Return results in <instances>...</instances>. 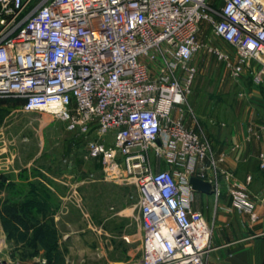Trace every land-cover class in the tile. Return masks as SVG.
Here are the masks:
<instances>
[{"label":"built area","instance_id":"obj_1","mask_svg":"<svg viewBox=\"0 0 264 264\" xmlns=\"http://www.w3.org/2000/svg\"><path fill=\"white\" fill-rule=\"evenodd\" d=\"M0 0V98L25 113L47 112L69 131L96 135L87 160L104 179L120 168L139 192L138 264H211L213 227L194 209L190 183L216 170L212 145L186 122L184 106L204 22L232 52L213 49L235 79L264 82V0ZM152 150L169 164L155 170ZM223 160V158H221ZM264 169V154L260 155ZM129 179H126L127 181ZM251 182V178H247ZM232 207L249 213L246 185ZM0 264H16L0 256Z\"/></svg>","mask_w":264,"mask_h":264},{"label":"rangeland","instance_id":"obj_2","mask_svg":"<svg viewBox=\"0 0 264 264\" xmlns=\"http://www.w3.org/2000/svg\"><path fill=\"white\" fill-rule=\"evenodd\" d=\"M222 6L223 1L216 0V10ZM197 39V73L184 110L187 125L210 142L209 125L235 119L237 82L244 75L231 77L213 53L215 48H231L212 25L204 22ZM94 138L69 131L66 123L47 112H23L19 99L0 98L2 258L16 264L140 262L135 179L121 167L117 179L106 181L102 164L86 159L87 144ZM149 155L155 170L170 169L152 150Z\"/></svg>","mask_w":264,"mask_h":264},{"label":"crops","instance_id":"obj_3","mask_svg":"<svg viewBox=\"0 0 264 264\" xmlns=\"http://www.w3.org/2000/svg\"><path fill=\"white\" fill-rule=\"evenodd\" d=\"M251 75L248 71L237 82L235 119L207 129L217 169L207 167L205 173L207 180L217 178L218 189L211 195L196 193L193 207L213 227L211 264H264V82L254 85ZM235 182L247 186L256 220L232 207Z\"/></svg>","mask_w":264,"mask_h":264},{"label":"water","instance_id":"obj_4","mask_svg":"<svg viewBox=\"0 0 264 264\" xmlns=\"http://www.w3.org/2000/svg\"><path fill=\"white\" fill-rule=\"evenodd\" d=\"M190 183L195 193L206 194V195H211L214 193L213 186L209 182L193 177L191 178Z\"/></svg>","mask_w":264,"mask_h":264}]
</instances>
